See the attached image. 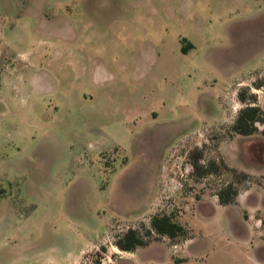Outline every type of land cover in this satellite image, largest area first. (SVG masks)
<instances>
[{"label":"rangeland","instance_id":"rangeland-1","mask_svg":"<svg viewBox=\"0 0 264 264\" xmlns=\"http://www.w3.org/2000/svg\"><path fill=\"white\" fill-rule=\"evenodd\" d=\"M258 77L264 0H0V264H249L264 124L232 126ZM201 151L253 176L235 203L216 195L231 174L195 172ZM164 212L186 245H115Z\"/></svg>","mask_w":264,"mask_h":264},{"label":"trees","instance_id":"trees-1","mask_svg":"<svg viewBox=\"0 0 264 264\" xmlns=\"http://www.w3.org/2000/svg\"><path fill=\"white\" fill-rule=\"evenodd\" d=\"M183 45V51L187 52L193 46L191 43ZM255 89H264V77H258L253 81ZM252 86H244L238 91V100L244 104L239 110L232 126L233 132L240 135L250 136L258 130V124H264V108L258 102V94L252 90ZM264 134V129L262 130ZM202 151L194 153L191 158L195 172L200 176L218 173L221 170L228 172L233 180L226 182L216 193L221 205L233 204L239 195V186L247 188L253 182V176L245 171L230 167L226 162L218 163L216 160L209 161L208 165L200 162ZM243 188V189H244ZM150 228L142 232L140 229L129 228L122 236H119L115 245L122 251H134L137 247L146 246L152 241L153 235L168 237L173 244L178 239H187L188 229L181 222L175 220L174 213H156L151 217Z\"/></svg>","mask_w":264,"mask_h":264},{"label":"crops","instance_id":"crops-1","mask_svg":"<svg viewBox=\"0 0 264 264\" xmlns=\"http://www.w3.org/2000/svg\"><path fill=\"white\" fill-rule=\"evenodd\" d=\"M259 104L261 105V106H263V102H262V100H261V96H259ZM264 107V106H263ZM137 181V179H132V182H131V186H129L130 188H132V187H134L133 185H136V182ZM165 239V238H164ZM163 239V241H165L166 243H168V244H171V245H173V247H176L177 245H181V244H178V243H175V244H173V243H170V242H168V241H166V240H164ZM190 240H189V238L188 239H186V240H184L183 241V244L182 245H186L188 242H189ZM158 242V240H155V241H153V242H151L149 245H147V249H151V250H155V249H159V250H161V249H163V250H165L162 246H160V245H157L156 243ZM264 252V245L263 246H261L259 249H258V251H257V256H256V258H251V260H250V262H249V264H261V263H264L263 262V260H261L260 259V256H261V254ZM125 253L127 254V255H130V254H133L134 252L133 251H125ZM81 255H78V256H75V257H73L72 259H70V261H71V263H70V261L68 262V263H66V264H72L77 258H79ZM113 263L115 264L116 263V260H113Z\"/></svg>","mask_w":264,"mask_h":264}]
</instances>
